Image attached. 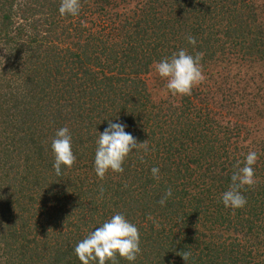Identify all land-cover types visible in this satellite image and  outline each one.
Here are the masks:
<instances>
[{
	"label": "trees",
	"instance_id": "obj_1",
	"mask_svg": "<svg viewBox=\"0 0 264 264\" xmlns=\"http://www.w3.org/2000/svg\"><path fill=\"white\" fill-rule=\"evenodd\" d=\"M80 4L61 16L60 0H0V264H81L78 242L117 213L141 249L117 264H186L182 251L187 264H264V138L240 134L264 121V0ZM181 49L203 53L224 89L163 107L146 76ZM109 121L149 145L101 180L95 141ZM64 127L76 162L57 176L51 142ZM249 151L256 183L243 208H226Z\"/></svg>",
	"mask_w": 264,
	"mask_h": 264
},
{
	"label": "clouds",
	"instance_id": "obj_2",
	"mask_svg": "<svg viewBox=\"0 0 264 264\" xmlns=\"http://www.w3.org/2000/svg\"><path fill=\"white\" fill-rule=\"evenodd\" d=\"M80 8V0H60L59 13L61 16H76L79 14ZM187 40L189 44L195 45L196 43L195 38L191 35L187 37ZM202 58L203 53H196L193 56L187 50L181 49L174 52L170 58L165 57L154 63L153 67L159 77L166 81V89L169 93L191 95L193 87L204 80L200 64ZM125 127L126 125L122 123L109 121L104 132L98 133V138L95 141L97 147L94 171L101 180L109 171L123 173V164L133 152L148 151L149 141L138 143L130 133L125 131ZM51 150L54 156L55 174L60 176L62 167L71 168L76 162V156L72 151V138L67 127L56 132L55 138L51 142ZM141 159L143 158L141 157ZM257 160V153L249 151L245 160L238 162L237 170L231 177L232 183L229 189L221 195L222 203L226 208L239 209L246 205L247 200L241 191L255 185L253 166ZM240 163H243V167L239 166ZM159 171L157 167L151 169L153 178L159 179ZM100 195L103 196V190ZM171 195L172 190L169 188L158 203L165 206ZM139 245V229L130 223L124 215L117 213L78 242L74 251L81 264H108V262L117 264V257L129 262L135 261L141 251ZM177 255L181 256L187 264L191 253L182 251Z\"/></svg>",
	"mask_w": 264,
	"mask_h": 264
},
{
	"label": "rangeland",
	"instance_id": "obj_3",
	"mask_svg": "<svg viewBox=\"0 0 264 264\" xmlns=\"http://www.w3.org/2000/svg\"><path fill=\"white\" fill-rule=\"evenodd\" d=\"M201 67H202L204 80L198 85L193 87L192 90L195 91L193 97L198 93L208 92V90L205 87L206 85L208 87L214 88V90L217 91L218 93H221L222 92L221 90H223L224 87L221 85L220 82H218L216 78V73L218 72V68H216V66L211 65L209 63L205 65L201 64ZM262 71H264V67L262 68ZM146 80L148 83L151 98L157 104H162L163 107H167L168 104L172 102H176V100L179 101L181 99L180 97L182 95H172L171 93H169V91L166 89V81L161 77H159V75L155 72L154 67L151 68L149 74L146 76ZM233 113L234 114L239 113L241 115V112L239 110H234ZM245 125L246 126L241 130L240 133L244 139L251 141V139L248 136L249 133H254V135H256L255 137H258L259 139L264 138V121H260L258 122V124L254 122L253 125L249 124V122L246 121ZM174 131H172L171 133H175ZM258 138L255 139L259 140Z\"/></svg>",
	"mask_w": 264,
	"mask_h": 264
}]
</instances>
